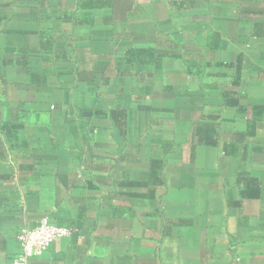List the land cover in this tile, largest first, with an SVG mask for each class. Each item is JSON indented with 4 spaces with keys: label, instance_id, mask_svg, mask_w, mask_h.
Segmentation results:
<instances>
[{
    "label": "crops",
    "instance_id": "crops-1",
    "mask_svg": "<svg viewBox=\"0 0 264 264\" xmlns=\"http://www.w3.org/2000/svg\"><path fill=\"white\" fill-rule=\"evenodd\" d=\"M264 264V0H0V264Z\"/></svg>",
    "mask_w": 264,
    "mask_h": 264
},
{
    "label": "built area",
    "instance_id": "built-area-1",
    "mask_svg": "<svg viewBox=\"0 0 264 264\" xmlns=\"http://www.w3.org/2000/svg\"><path fill=\"white\" fill-rule=\"evenodd\" d=\"M72 235V230L54 225L47 218L40 219L33 227L20 228L17 241L20 252L10 264H31L57 240Z\"/></svg>",
    "mask_w": 264,
    "mask_h": 264
}]
</instances>
